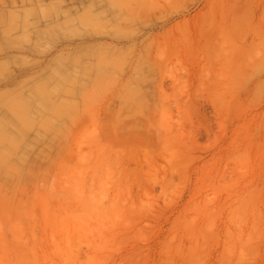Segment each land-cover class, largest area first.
Listing matches in <instances>:
<instances>
[{"label":"rangeland","instance_id":"obj_1","mask_svg":"<svg viewBox=\"0 0 264 264\" xmlns=\"http://www.w3.org/2000/svg\"><path fill=\"white\" fill-rule=\"evenodd\" d=\"M166 1L0 0V264H264V0Z\"/></svg>","mask_w":264,"mask_h":264},{"label":"bare ground","instance_id":"obj_2","mask_svg":"<svg viewBox=\"0 0 264 264\" xmlns=\"http://www.w3.org/2000/svg\"><path fill=\"white\" fill-rule=\"evenodd\" d=\"M165 1V0H164ZM173 1H175V0H173ZM172 0H170V1H166V2H169V5L171 6L172 5V2H173ZM178 1V0H177ZM150 2V1H149ZM171 2V3H170ZM162 3V2H161ZM164 3V2H163ZM174 3H176V1L174 2ZM165 4H167V3H165ZM149 5H151V4H149ZM168 5V4H167ZM160 8V7H159ZM163 8V7H162ZM153 8H151V10H152ZM158 9V8H157ZM154 12H156V11H154ZM264 16V15H263ZM238 20V19H237ZM240 22V21H239ZM238 22V23H239ZM242 22V21H241ZM233 24H234V22H233ZM235 25H237V22H236V24Z\"/></svg>","mask_w":264,"mask_h":264}]
</instances>
